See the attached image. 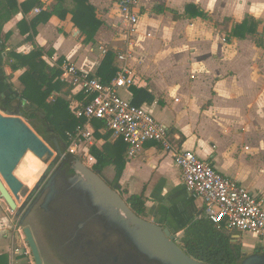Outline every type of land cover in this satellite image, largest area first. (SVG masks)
Instances as JSON below:
<instances>
[{
  "label": "crops",
  "instance_id": "0c3cea01",
  "mask_svg": "<svg viewBox=\"0 0 264 264\" xmlns=\"http://www.w3.org/2000/svg\"><path fill=\"white\" fill-rule=\"evenodd\" d=\"M16 1V9L0 5V92L23 88L19 76L25 68L12 69L10 52L27 55L40 47L46 64L59 68L60 63L71 62L95 75L105 55L102 49L106 48L117 65L115 52L126 45L120 36L117 0H87L101 21L89 42L84 41L85 35L72 22L71 14L63 20L51 16L36 26L34 36L28 37L31 29L22 33L20 24H29L36 7L24 13L19 4L25 0ZM41 1L44 8L56 2ZM73 5V0L64 2L66 8ZM189 5L199 8L205 16L185 14ZM246 16L258 21V32H262L264 0H141L134 36L140 59L130 62L135 84L119 92L132 101L135 90L144 91L146 94L141 92L136 101H142L139 106L168 127L172 143L195 152L264 202V163H260L264 159V103L261 108L255 100L257 95L264 96V45L258 46L252 36L226 39ZM54 95L75 104L70 96ZM245 95L250 99L247 102L243 100ZM16 104L14 100L13 107ZM93 121V145H105L124 162L118 191L126 196L143 193L146 213L153 219L162 217L174 222L168 215V208L173 206L184 208L194 217L202 213V201L185 190L181 170L171 154L147 142L137 155L129 157L126 143L112 134L106 136L105 128L97 131L103 136L96 137ZM114 174V165L101 172L110 181ZM7 212L0 198V255L7 256L8 264H34L31 253H13L16 247H24V240L21 230L13 229L15 219L10 220ZM248 234L257 241L250 248L244 241ZM231 236L232 244L244 253L264 244L251 233L233 232Z\"/></svg>",
  "mask_w": 264,
  "mask_h": 264
},
{
  "label": "built area",
  "instance_id": "2783aa9c",
  "mask_svg": "<svg viewBox=\"0 0 264 264\" xmlns=\"http://www.w3.org/2000/svg\"><path fill=\"white\" fill-rule=\"evenodd\" d=\"M141 0H117L120 16V36L126 42L124 48L115 52L117 70L108 83L90 71L78 68L73 63H60V81L74 90L91 96L86 104L71 105L73 114L82 119L73 130L65 132V154L82 158L83 163L92 168L95 159L90 154L94 144L92 121L99 119L104 128L127 145V155L134 157L147 142H154L166 153L171 154L175 165L181 170V181L189 195L199 198L202 203L201 216L217 228L222 225L228 230L251 233L264 241V202L253 195L237 179L227 177L217 171L195 152L172 143L168 127L157 121L142 106H136L120 95L121 89L135 84V73L131 61H139L134 36L139 23ZM40 8L33 9L34 14ZM103 48V54L107 53ZM27 102L23 100L25 105ZM24 240V239H23ZM14 254L30 255L24 242L23 248H15Z\"/></svg>",
  "mask_w": 264,
  "mask_h": 264
},
{
  "label": "trees",
  "instance_id": "16d2710c",
  "mask_svg": "<svg viewBox=\"0 0 264 264\" xmlns=\"http://www.w3.org/2000/svg\"><path fill=\"white\" fill-rule=\"evenodd\" d=\"M3 1H0V5L7 10L18 7L16 0H5L4 4ZM55 1L49 8H44L41 0H25L21 2L19 5L24 13H27L28 10L34 7H39L41 10L30 20L29 24L22 22L25 28H22V24H20V31L24 33L28 29H31V35L28 36L31 38L36 34V26L47 22L51 16H57L63 20L67 14H71L72 22L85 35L84 41L89 42L101 25V21L95 16L93 7L88 4L87 0H73L74 5L71 9L64 6L65 0ZM192 6L189 5L185 8V14L196 17L205 16L203 11ZM190 9H192L191 13ZM258 24L259 22L253 17L246 16L242 22L234 25L226 39H243L247 36H252L258 46L264 45V27L262 32H258ZM42 53L43 49L40 47H35L27 55L15 52L8 53V56L13 59L11 65L13 70L25 68L19 76L23 88L18 92L15 90L0 92V108L2 110L13 111L14 107L12 103L16 97L25 100L27 103L20 108L21 116L26 119L30 126L46 142L54 146L50 138L51 135L47 134L48 128L57 137L58 144L60 145V140L64 142L65 132L73 130L82 122V119L77 118L73 114L71 109L72 102L70 103L64 96L54 94L61 93L65 96H70L75 100V103L81 104L88 103L91 96L84 94L82 91L74 90L69 84L61 82L59 79L60 69L46 64L41 59ZM116 70L117 65L113 64V56L107 52L95 76L99 77L103 83H108L115 75ZM141 92L145 93L140 89L134 91L132 104L136 106L141 104L142 101H136L137 96ZM147 98L149 101L152 100L150 95ZM93 126L95 136H103L99 135L97 131L100 128H104V123L96 119L93 121ZM105 134L106 136L111 135V132L106 130ZM117 140L123 141L121 138H117ZM90 154L95 159L92 168L99 174H101L105 167L114 165L115 174L112 183L115 189H118V181L124 168V162L112 153L110 149H107L105 145L103 147L92 145L90 147ZM126 202L135 214L146 217L147 213L143 193L127 195ZM168 215L174 220V227L182 232L178 243L189 256L206 264L235 263L236 254H239L241 248L234 245V249H231L233 245L231 235L233 232L238 231L228 230L223 225L217 228L205 217L195 218L194 216H190L184 208L178 206L168 208ZM0 264H8L5 254L0 255Z\"/></svg>",
  "mask_w": 264,
  "mask_h": 264
},
{
  "label": "water",
  "instance_id": "95a60500",
  "mask_svg": "<svg viewBox=\"0 0 264 264\" xmlns=\"http://www.w3.org/2000/svg\"><path fill=\"white\" fill-rule=\"evenodd\" d=\"M15 101H18V104L14 106L13 111L0 108V198L9 210L15 211V218H19L17 226L22 228L23 239L30 250L34 264H43L33 231L29 226L24 225L30 207L25 209L26 199L22 205L17 206L28 191L26 198L38 188L42 182V175L29 190V186L15 175V170L28 152L45 164H49L53 158L64 160L66 156L59 149L57 137L52 132L50 135L54 146L46 142L22 118L20 108L23 106V100L16 97ZM72 168L79 173L75 184L88 194L91 207L96 209L95 214L107 220L113 227L124 231L141 253L164 264H206L185 253L168 227L135 214L118 190L108 186L98 173L93 172L76 157ZM47 186L48 183L40 193H43ZM82 200L91 211L87 199L82 198ZM48 202L49 198H46L45 204ZM231 249H234V245ZM241 264H264V257L251 255Z\"/></svg>",
  "mask_w": 264,
  "mask_h": 264
},
{
  "label": "flooded vegetation",
  "instance_id": "af4514ba",
  "mask_svg": "<svg viewBox=\"0 0 264 264\" xmlns=\"http://www.w3.org/2000/svg\"><path fill=\"white\" fill-rule=\"evenodd\" d=\"M47 134L49 136L51 134L49 129ZM59 142V149L66 159L55 158L48 164L43 171L44 175L41 174L42 182L26 198L24 204L25 209L30 207L29 214L25 218L26 222L35 218L39 220H35L38 225L37 222H41V217L48 218L52 222L48 240L57 243L56 251L59 252V256L53 257L52 264H164L141 253L124 231L113 227L107 220L95 214L96 209L91 207L88 194L75 184V179L79 176V173L72 168L75 157L65 154V144L62 140ZM27 158H31L35 166L41 163L31 152L25 155V160ZM41 170L42 168H39L38 173ZM91 170L96 172L93 168ZM38 173H30L34 178L29 185L36 181ZM99 176L108 186L115 189L112 181L105 179L101 174ZM47 183V188L40 193ZM119 193L122 195L120 191ZM46 198H49L47 204H45ZM82 198L87 199L91 211L83 203ZM35 240L39 247L36 237ZM251 255L264 257V247H257L249 253L240 250L239 254H236L234 264H241Z\"/></svg>",
  "mask_w": 264,
  "mask_h": 264
},
{
  "label": "rangeland",
  "instance_id": "374dc122",
  "mask_svg": "<svg viewBox=\"0 0 264 264\" xmlns=\"http://www.w3.org/2000/svg\"><path fill=\"white\" fill-rule=\"evenodd\" d=\"M250 94L251 95H255L254 93H250ZM243 100H245L247 102L250 99H248L246 97V95H245V96H243ZM255 100L257 101V103H259V105L261 106V108H263L262 105L264 103V96L257 95V97H256ZM23 106H24V104H23ZM24 120L26 121V119H24ZM78 159L81 162H83V159L82 158H78ZM263 160L260 161V163L261 162L264 163ZM40 162L41 163H38L35 166L34 165L35 163L32 161L31 158H27L25 160V157H24V159L21 161V163L19 164V166L15 170V175L23 183H25L26 185L29 186V190L32 189V187L38 181L40 175L43 173V171L45 170V168L48 166V164L43 163L41 160H40ZM39 168H42V170L38 173ZM262 169H263L262 173H263V179H264V165H263V168ZM30 173L31 174H37L38 173V178L36 179V181L32 185H29V184H30V182H32V179L34 177L32 175H30ZM28 193H29V191L26 193V195ZM26 195L22 198V200H21V202L19 203L18 206H20V205H22V203H24V201L26 199ZM122 196L126 199V194H122ZM7 216L9 217L10 220H13V218L15 219L14 220L15 226H14L13 229H18L19 228V227H17L18 218H15V211H11V210L8 209ZM146 216H147L148 219L153 220V222L158 223V224H160L163 227H168L170 229V231H171V234L175 236V240L177 242H179V238L181 237L182 232L181 231H178L176 229V227H174V223L173 222H171L170 220L164 219L162 217H159V218L158 217H155L153 219V218L149 217L148 215H146ZM35 220H36L35 218L34 219H31V220L29 219L27 222L25 221L24 225L30 226L32 228V230H33V233H34V235H35V237H36V239L38 241V244L40 245L39 246V251H40V255H41L43 264H52L53 257L55 258V257L59 256L58 255L59 252L56 251V249H57V243L54 242V240H48L49 239L48 236L51 233L49 227L51 226L52 222L48 218L41 217V222H37L38 225H36V221H39V220H36V221ZM19 229L21 230V233H22V228H19ZM244 241L249 245V248L255 246V244L257 242L256 241V238H254L250 234L244 236ZM251 251H253V250H251Z\"/></svg>",
  "mask_w": 264,
  "mask_h": 264
},
{
  "label": "bare ground",
  "instance_id": "6f19581e",
  "mask_svg": "<svg viewBox=\"0 0 264 264\" xmlns=\"http://www.w3.org/2000/svg\"><path fill=\"white\" fill-rule=\"evenodd\" d=\"M19 205V204H18Z\"/></svg>",
  "mask_w": 264,
  "mask_h": 264
}]
</instances>
